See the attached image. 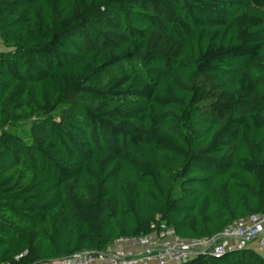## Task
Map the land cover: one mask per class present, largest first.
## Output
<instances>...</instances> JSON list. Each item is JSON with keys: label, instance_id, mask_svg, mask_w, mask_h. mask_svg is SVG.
Instances as JSON below:
<instances>
[{"label": "trees", "instance_id": "obj_1", "mask_svg": "<svg viewBox=\"0 0 264 264\" xmlns=\"http://www.w3.org/2000/svg\"><path fill=\"white\" fill-rule=\"evenodd\" d=\"M0 43V264L264 214V0H0Z\"/></svg>", "mask_w": 264, "mask_h": 264}, {"label": "built area", "instance_id": "obj_2", "mask_svg": "<svg viewBox=\"0 0 264 264\" xmlns=\"http://www.w3.org/2000/svg\"><path fill=\"white\" fill-rule=\"evenodd\" d=\"M251 241L255 251L264 257V214L238 220L217 237L180 239L173 229L161 226L159 233L120 238L105 252L76 253L47 264H180L197 253L219 256L233 247L241 249Z\"/></svg>", "mask_w": 264, "mask_h": 264}, {"label": "rangeland", "instance_id": "obj_3", "mask_svg": "<svg viewBox=\"0 0 264 264\" xmlns=\"http://www.w3.org/2000/svg\"><path fill=\"white\" fill-rule=\"evenodd\" d=\"M2 48H1V43H0V50H1Z\"/></svg>", "mask_w": 264, "mask_h": 264}, {"label": "crops", "instance_id": "obj_4", "mask_svg": "<svg viewBox=\"0 0 264 264\" xmlns=\"http://www.w3.org/2000/svg\"><path fill=\"white\" fill-rule=\"evenodd\" d=\"M253 246V245H252Z\"/></svg>", "mask_w": 264, "mask_h": 264}]
</instances>
